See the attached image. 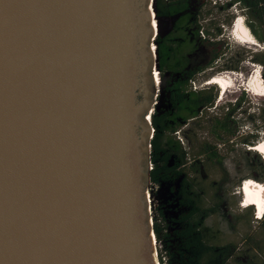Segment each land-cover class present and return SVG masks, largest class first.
Returning <instances> with one entry per match:
<instances>
[{
    "label": "water",
    "instance_id": "water-1",
    "mask_svg": "<svg viewBox=\"0 0 264 264\" xmlns=\"http://www.w3.org/2000/svg\"><path fill=\"white\" fill-rule=\"evenodd\" d=\"M149 5L0 0V264H158Z\"/></svg>",
    "mask_w": 264,
    "mask_h": 264
},
{
    "label": "trees",
    "instance_id": "trees-1",
    "mask_svg": "<svg viewBox=\"0 0 264 264\" xmlns=\"http://www.w3.org/2000/svg\"><path fill=\"white\" fill-rule=\"evenodd\" d=\"M218 1L152 0L158 27L161 19L170 20L168 29L158 28L153 37L159 87L149 112L147 178L158 185L151 216L158 264H264V212L256 218L254 205L240 206L237 220L247 229L239 241L221 242L218 227L206 223L219 206L216 191L227 182L222 150L239 146L247 176L264 182V158L250 148L259 140L240 132L237 114L244 92L215 104L219 86L198 82L218 70L237 71L248 60L258 65L264 85V0ZM231 7L240 11L259 49H233L224 30L231 19L219 18ZM197 55L199 60H192ZM258 117L264 127V100ZM209 171L216 180L208 179ZM161 187L167 190L159 196Z\"/></svg>",
    "mask_w": 264,
    "mask_h": 264
},
{
    "label": "rangeland",
    "instance_id": "rangeland-1",
    "mask_svg": "<svg viewBox=\"0 0 264 264\" xmlns=\"http://www.w3.org/2000/svg\"><path fill=\"white\" fill-rule=\"evenodd\" d=\"M223 1L224 0H219L218 2L221 3ZM238 15L240 16V11L235 7H231L225 13V15H221L219 16V18L220 19L230 18L232 22L233 19L237 18ZM153 17H154V13H153ZM231 22L227 27H224V30L226 34L229 35V39L233 45V49H236L237 51H243V49L247 51H254L260 48L259 46L256 45L254 39L253 42L238 41L233 35V27H232V31H230ZM169 24H170L169 19H161L160 20L161 26L158 28L161 31H165L166 29H168ZM152 44L154 45L153 40H152ZM200 57L201 56L197 55L192 60L197 61L199 60ZM152 70L157 71V65L155 59H154V64L152 65L150 71L148 72L150 75ZM258 71H259V67L257 64L245 60L241 62L240 67L237 71L218 70L215 71L212 74V76L219 75L227 79L229 78L230 80L229 85L226 87V90L222 91L223 93H221L220 96L217 97L215 104H220L227 101H233L235 98H237L240 95L241 93L240 91L244 92L243 94L244 100L241 102L240 105L241 107H239L240 112L237 114V118L239 119V123H240V132L243 134L251 132L252 135H255L258 140H262L264 139V127H262L263 125L262 119L258 117V108L263 103L264 94L262 95L255 94L251 92L246 86L249 80L253 78L261 79L260 75L258 76ZM158 79H159V75H158ZM158 82L154 83L153 79L151 80V83L149 82L150 101H154L153 93H158V87H159ZM198 82L199 84L208 83L207 80L202 77L198 79ZM182 140H184V138H182ZM232 148H233L232 152H226V150H222V153L224 154L223 165L226 170L225 178L227 179V182L223 186L219 187V189L216 191L220 198L219 206L217 208L216 214L213 216H209L206 219L207 224H214L220 230L221 242L239 241L240 237L243 235L244 232H246L247 229L246 226L242 224L241 220H237V215H242L243 209L240 206H247V203L244 200L243 191L241 187L246 180L252 178L247 176L248 171L244 164V156L241 152V149L239 148V146L236 145H233ZM208 174H209L208 179L210 178L212 180H216L215 172L209 171ZM142 175L144 176V174ZM261 183L264 184V182ZM166 190H167L166 187H161V190L159 191V196L164 195L163 193ZM252 207L254 210L255 207L254 206ZM255 225H256L255 222L251 221L250 227L253 228Z\"/></svg>",
    "mask_w": 264,
    "mask_h": 264
},
{
    "label": "bare ground",
    "instance_id": "bare-ground-1",
    "mask_svg": "<svg viewBox=\"0 0 264 264\" xmlns=\"http://www.w3.org/2000/svg\"><path fill=\"white\" fill-rule=\"evenodd\" d=\"M148 10L150 12V15L152 17L151 19V27L154 30V33L156 34V30H157V23L156 20L153 17V9L151 7V5H149ZM233 35L234 37L241 42H253V38L250 35L248 29L246 28V26L243 24L242 21V17L241 16H237L236 19L233 20ZM232 26H231V31H232ZM154 40V39H153ZM151 52H152V56L154 57V46L151 45L150 46ZM151 76L152 79L154 81V83L158 82V75H157V71L156 70H152L151 72ZM229 78H225L223 76H219V75H214L211 77V79L207 80L208 83H214L217 86L220 87L221 92L226 90V87L229 85ZM248 87V89L258 95H262L264 94V87L262 85V82H260V79L258 78H253L251 80H249V82L246 85ZM223 93V92H222ZM147 118V116H146ZM250 147V146H249ZM252 150H255L256 152H259L261 154V156L264 158V139L259 140L257 143H255L254 146L250 147ZM242 191H243V196L245 199V202L247 203V205L252 204L255 207V216H257V218L261 217V215L264 212V184L257 182L255 180L252 179H248L246 180L242 187H241Z\"/></svg>",
    "mask_w": 264,
    "mask_h": 264
},
{
    "label": "built area",
    "instance_id": "built-area-1",
    "mask_svg": "<svg viewBox=\"0 0 264 264\" xmlns=\"http://www.w3.org/2000/svg\"><path fill=\"white\" fill-rule=\"evenodd\" d=\"M258 76H259V71H258ZM260 82H262L261 79H260ZM150 110L151 109L148 110V114L146 115L147 119L149 118ZM146 148H147V153H148L149 152V141H148V143L146 145ZM146 166H147V170H149L150 167H151V163H150L148 154L146 156ZM157 192H158V185L155 184V183H151L148 180L146 182V185L143 187L142 197H143V201H144V204H145V210H146V213L148 215V221H149L150 224H151V216L153 215V211L155 210V207H156V205L158 203ZM254 217H256L255 213H254Z\"/></svg>",
    "mask_w": 264,
    "mask_h": 264
},
{
    "label": "flooded vegetation",
    "instance_id": "flooded-vegetation-1",
    "mask_svg": "<svg viewBox=\"0 0 264 264\" xmlns=\"http://www.w3.org/2000/svg\"><path fill=\"white\" fill-rule=\"evenodd\" d=\"M221 94V93H220ZM220 96V95H219ZM245 200V199H244Z\"/></svg>",
    "mask_w": 264,
    "mask_h": 264
},
{
    "label": "crops",
    "instance_id": "crops-1",
    "mask_svg": "<svg viewBox=\"0 0 264 264\" xmlns=\"http://www.w3.org/2000/svg\"><path fill=\"white\" fill-rule=\"evenodd\" d=\"M257 43V42H256ZM258 44V43H257Z\"/></svg>",
    "mask_w": 264,
    "mask_h": 264
}]
</instances>
